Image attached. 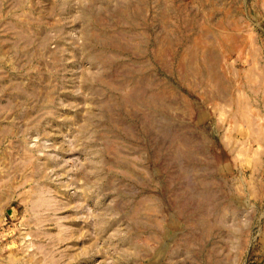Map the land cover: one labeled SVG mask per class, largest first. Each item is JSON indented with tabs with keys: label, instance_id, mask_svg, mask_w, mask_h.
<instances>
[{
	"label": "rangeland",
	"instance_id": "rangeland-1",
	"mask_svg": "<svg viewBox=\"0 0 264 264\" xmlns=\"http://www.w3.org/2000/svg\"><path fill=\"white\" fill-rule=\"evenodd\" d=\"M0 264H264V0H0Z\"/></svg>",
	"mask_w": 264,
	"mask_h": 264
}]
</instances>
